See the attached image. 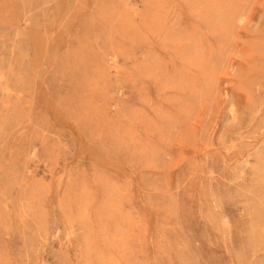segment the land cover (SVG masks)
<instances>
[{"label":"rangeland","instance_id":"obj_1","mask_svg":"<svg viewBox=\"0 0 264 264\" xmlns=\"http://www.w3.org/2000/svg\"><path fill=\"white\" fill-rule=\"evenodd\" d=\"M0 264H264V0H0Z\"/></svg>","mask_w":264,"mask_h":264}]
</instances>
